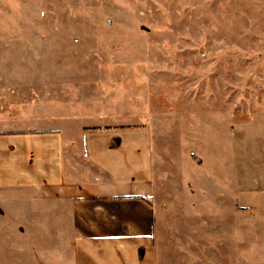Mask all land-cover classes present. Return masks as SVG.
I'll return each mask as SVG.
<instances>
[{"label": "rangeland", "instance_id": "374dc122", "mask_svg": "<svg viewBox=\"0 0 264 264\" xmlns=\"http://www.w3.org/2000/svg\"><path fill=\"white\" fill-rule=\"evenodd\" d=\"M53 54L153 134L166 181L215 185L210 264H264V0H0V87Z\"/></svg>", "mask_w": 264, "mask_h": 264}, {"label": "crops", "instance_id": "0c3cea01", "mask_svg": "<svg viewBox=\"0 0 264 264\" xmlns=\"http://www.w3.org/2000/svg\"><path fill=\"white\" fill-rule=\"evenodd\" d=\"M49 60L0 87V264H210L214 184L166 181L153 134Z\"/></svg>", "mask_w": 264, "mask_h": 264}]
</instances>
